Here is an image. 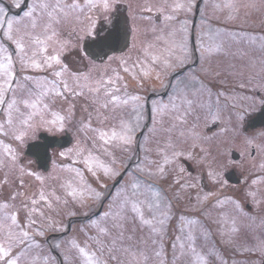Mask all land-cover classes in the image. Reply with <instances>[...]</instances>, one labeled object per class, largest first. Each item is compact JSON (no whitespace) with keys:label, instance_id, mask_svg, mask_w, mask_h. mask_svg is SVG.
Returning <instances> with one entry per match:
<instances>
[{"label":"snow or ice","instance_id":"obj_1","mask_svg":"<svg viewBox=\"0 0 264 264\" xmlns=\"http://www.w3.org/2000/svg\"><path fill=\"white\" fill-rule=\"evenodd\" d=\"M121 3L122 0H0V264H80L81 258L82 264H109L110 260L119 261L114 255L117 251L127 257L121 264H226L218 255L215 242L207 244L211 229L200 219H188L186 214L177 216L175 212L184 190L198 187L184 178L186 170L179 163L181 158H195L192 150L200 138L197 125L193 122L188 129L182 126L189 124V117L200 119L197 110L204 107V92L211 96L210 89L194 87L193 80L198 79L195 73L189 76L183 72L192 61V54L187 21H178L177 14L191 13L197 7L196 0L146 4L142 11L156 13L154 17H143L151 21L150 25L141 28L133 24V43L128 52L108 55L119 47L121 34L119 29H106L105 25H112V14ZM215 7L224 11L225 21L231 23L239 18L242 8H262L264 0L259 5L256 0H224ZM13 8L23 15H10ZM67 24L74 25L69 35L75 37V42L61 38ZM84 40L91 41L88 49L81 44ZM260 48L264 51V40ZM212 50L201 47V60ZM68 52L80 56L81 63L89 62L83 69L74 70L64 62ZM100 55L105 61L97 65L91 58ZM170 76L175 82L169 80L166 84ZM157 82L171 91L166 103L151 102L153 126L145 141L159 133L165 137L163 142L156 140L157 159L149 160L145 155L134 172H127L126 166H118L115 153L131 159L129 154L138 143L136 131L141 127L147 103L142 92ZM256 92H264V84L245 97L251 101L248 107L253 112L264 109V95L257 96ZM75 98L85 101L82 111L86 115L79 118ZM129 101L133 102L134 121L127 118ZM210 115L213 122L219 119L211 111ZM247 115L245 109L229 117L234 137L246 150L264 153V131L249 135L244 127ZM178 128L177 139L182 144L191 141L187 149L173 139ZM40 130L51 134L74 131L76 143L67 152H59V156L75 157L73 163L82 164L83 170L68 168L74 175L61 177L53 172L45 176L30 167L31 162L26 165L23 147L29 139H36ZM139 147L146 154L152 151L144 143ZM101 155L109 159L102 160ZM260 167L264 168V162ZM123 175L129 179L123 180ZM208 177L213 184H226L221 182L219 172L210 170ZM105 180L116 181L114 192L107 191L108 184L102 182ZM165 182L167 188L163 187ZM213 195L212 191L202 197L197 194L194 210L202 212ZM247 195L259 203L254 193ZM227 199L238 213L247 215L239 200ZM216 203L223 201L217 199ZM93 207L105 210L96 212ZM62 211L69 217L81 214L87 218L81 231L96 230L94 236L88 237L97 245L95 250L72 239L67 241L69 250L60 253L62 260L51 255V249L62 248L61 241L50 244L45 251L47 233L64 230L56 227L55 219ZM174 219L179 222L178 234L171 239L169 257L164 242ZM214 222L221 225L217 229L220 243L240 251L235 240L240 231L236 217L231 218L232 227L228 230L222 226L229 223L226 213ZM137 231L141 233L138 237ZM37 238H44L43 243ZM201 239L204 245H198ZM257 247L264 251V240H259ZM72 250L76 251V258L70 255Z\"/></svg>","mask_w":264,"mask_h":264},{"label":"rangeland","instance_id":"obj_2","mask_svg":"<svg viewBox=\"0 0 264 264\" xmlns=\"http://www.w3.org/2000/svg\"><path fill=\"white\" fill-rule=\"evenodd\" d=\"M198 1L199 0H196V4ZM4 2L7 3V0H4ZM29 2H31V0H29ZM168 2L171 3V0H168ZM223 2L224 0H201L199 2V10L192 30L195 42L194 47L190 43V37L192 34L191 25L195 16V9L191 13H184L181 11L177 14L178 21H187L188 46L189 51L192 54V61L186 64L188 69L184 74L190 76L191 73H195L198 79L193 80L194 87L210 89L211 96H209L207 91L204 92L201 101L204 107L197 110L200 119L194 121L192 117H189V124L182 126L185 129H188L193 122L197 125L196 131L199 133L200 138L196 141L197 147L192 150L195 158L193 160L181 158L179 163L186 170L183 174L184 178L197 183L198 187L186 188L184 190L182 199L178 203L174 201V203H176L175 212L177 216L186 214L188 219H200L211 229L212 235L207 244L210 246L215 242L217 245V253L226 264H261L264 259V251H261L257 245L259 240H264V223H262V221H264V191L259 187L260 184L264 186V182L260 181L259 183L256 178H251V176L255 175L257 170H260L259 174H263L264 168H259L257 162H264V153L256 150V156L249 157L250 150H246L245 146L234 137L232 125L229 123V117L234 116L236 112L248 109V115L244 121L245 124V122L256 112L251 111L248 107L251 104V101L245 99V97L253 95L254 90L258 89L261 84H264V70H262L264 69V51L260 48V43L264 40V36L258 34L259 32L256 33L257 31H260V28L264 27V7L258 9L242 8L239 13V18L236 21L229 23L224 19L225 12L215 7V5L222 4ZM243 2H247V0H243ZM256 2L258 5L260 4V0H256ZM161 3H164V0H122L119 8L114 12L115 16L113 21L120 20L121 28H123L121 16L119 15L120 12L123 13L124 18L128 21V47L123 53H127L129 47L133 43L131 38L132 25L135 24L141 28H145L150 25L151 21L143 19V17H154L156 15L155 10L152 13L142 11L144 6L146 4L159 5ZM11 11L12 14L10 13V15H14L17 12H19L20 15H23V12L18 9L13 8ZM245 13H247V15H245ZM72 27H74L72 24H67L63 27L62 39L75 42V37L69 35ZM105 27L110 26L105 25ZM36 31L39 32L40 29L38 28ZM217 32L220 33L219 36L216 35ZM141 39H143V36H141ZM201 47L213 49L210 53L205 55L203 61L201 60L199 51ZM194 51L197 52L196 58L193 55ZM74 53L75 52L66 53L64 62L69 64L72 69L76 63L78 65L77 69H83L84 64L89 61H84V64H81L80 66L79 63H81V59L80 57L76 58ZM118 55L120 54L114 56ZM104 61L101 63H95L97 65H102ZM113 67H115V65H113ZM202 69H206V71H202ZM189 70L191 71L189 72ZM169 80L175 82L174 78L170 76L165 80V83L167 84ZM241 84H243L244 87H240ZM183 87V85H180L181 89H183ZM170 91L171 89L160 87L158 82L154 85L149 84V86L143 90L142 94L147 97L149 110L146 111L145 104L144 119L140 121L141 127L136 131V139L138 143L134 146V151L129 154L131 159H128L123 153H115L119 162L118 166H126L127 172H134L137 164L141 162L145 155H147L149 160L157 159L155 153L156 140L159 139L163 142L165 134L159 133L151 141H145V137L148 135V129L153 126L151 102L157 100L166 103ZM217 92L222 93V95L217 97ZM256 95H264V92H256ZM75 103L77 117L79 118L80 116L86 115V113L82 111V107L85 106L84 99L75 98ZM132 104L133 102L129 101V106L126 112L129 113L127 118L134 121L135 113L131 112ZM209 106H211V113H214L219 117V119L214 122L210 115ZM157 120H159V117H157ZM165 126H167V124H165ZM246 131L249 135H253L257 132L264 131V128ZM41 132L51 134L40 130L37 132L36 138ZM68 132L72 134L73 140L69 146L64 149L52 150V159L47 171L37 170L34 161L25 156L24 163L27 165L31 162L30 167L45 176L53 172L61 177L74 175V173H69L67 171L68 168H79L83 170L84 166L82 164L73 163L75 157L61 158L59 156V152H67V150L73 147L76 143L77 136L74 134V131ZM63 134L64 133L54 135ZM178 135L179 128L173 132V139L176 140L178 146L187 149L191 141L187 144H182L180 140L177 139ZM31 140L34 139H29L27 142ZM5 143H9V141L5 140ZM140 143H144L145 146L152 149V151L147 154L142 152L139 147ZM25 145L22 150L23 152ZM201 149H203V151H201ZM233 151L239 155L237 160L231 159V153ZM101 159L106 161L109 158L101 155ZM210 170L219 172L221 182L224 181V173L233 170L237 173L238 180L240 179L241 182L237 185H231L227 182L226 184H213L212 180L208 177V172ZM85 175L89 176L90 174L85 172ZM127 179H129V176L123 175V180ZM253 181H256V183H253ZM102 182L108 184L109 187L107 191L114 192L116 190L115 187H113V185L116 184V181L105 180ZM112 182L114 183L112 184ZM163 187L167 188V182L163 184ZM240 188H243V190ZM168 191L169 195H171L172 190L169 189ZM209 191L214 192L215 195L209 198L204 205L202 212L195 211L197 194L202 197ZM249 192L255 194V200L259 201L258 204L253 202L252 196L247 195ZM189 197H191V199H189ZM227 198L239 200L244 213H247V215L238 213L233 204ZM217 199L223 201V204H217ZM104 210L103 207H93V211L96 212H103ZM221 213H226L229 220V223L222 225L225 230L232 227L230 223L231 218L236 217V226L240 231L235 235V240L237 245L241 246L240 251H234L233 248L220 243L221 237L218 235L217 229L220 228L221 225L214 221L221 218ZM89 215H92V212H90ZM93 218H95V216H93ZM55 219L57 220L56 227L58 229L63 227L64 230L48 232L46 237L48 244H43V248L47 251L50 244L61 241V249H51V255L56 260H62V256L58 253L52 252L57 250L60 251V253L62 251L67 252L70 247L67 241L72 239H76L81 246L86 244L88 249H96L97 245L88 239L89 236L95 235L96 230L85 228L84 231H81V228L88 222L86 217L81 214H78L75 217H69L62 211L61 215L56 216ZM178 226V220L174 219L169 226V237L166 238L164 242L169 257L171 254V239H174L175 235L178 234ZM132 227L133 225L130 223L128 225L129 232H131ZM66 230H68L69 233L60 236L61 233L63 234L64 232H67ZM54 235L57 236L55 237ZM140 235L141 233L137 231L136 236L138 237ZM37 239L41 240L43 243L44 238ZM225 239H227V236ZM105 242L107 243V240ZM125 243H134V241H126ZM204 243L205 242L202 239L198 241V245H204ZM117 248H119V244H117ZM246 248H251L253 250L248 251L245 250ZM70 255L74 258L77 257L75 250H72ZM114 255L119 257V261L110 260L109 264H121L122 261L127 259V257L119 251L115 252ZM107 257L108 253L105 252V258L107 259ZM80 264H82V258L80 259Z\"/></svg>","mask_w":264,"mask_h":264},{"label":"water","instance_id":"obj_3","mask_svg":"<svg viewBox=\"0 0 264 264\" xmlns=\"http://www.w3.org/2000/svg\"><path fill=\"white\" fill-rule=\"evenodd\" d=\"M197 11V10H196ZM110 29H119L121 34V40L120 45L115 51H109V54L112 53H120L125 49V45H127L128 37L125 33V30H123L120 27V24L118 21H114L112 24V27ZM104 58L103 55L97 56ZM261 124H264V109H261L254 117L250 120V128H255L256 126H259ZM66 137L56 138V137H47V136H41V142H34L27 145L26 154L35 157L36 160L38 158L42 157L38 160L39 166L43 169H45V162L48 157V149L53 147H61L67 144ZM264 264V263H263Z\"/></svg>","mask_w":264,"mask_h":264},{"label":"flooded vegetation","instance_id":"obj_4","mask_svg":"<svg viewBox=\"0 0 264 264\" xmlns=\"http://www.w3.org/2000/svg\"><path fill=\"white\" fill-rule=\"evenodd\" d=\"M76 58H79L78 55H76ZM255 156H256L255 151H250V157H255ZM260 164H261V161H258L257 166L259 168H260ZM259 172H260V170H257L256 174L251 176V178H253V177L256 178L259 181V183H260V181L264 182V171H263V174H259ZM237 181H238V184L241 182L240 179ZM259 188H261L264 191V186H262L261 184H260ZM240 189L243 190V188H240ZM263 214H264V212H263Z\"/></svg>","mask_w":264,"mask_h":264}]
</instances>
